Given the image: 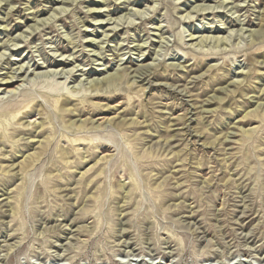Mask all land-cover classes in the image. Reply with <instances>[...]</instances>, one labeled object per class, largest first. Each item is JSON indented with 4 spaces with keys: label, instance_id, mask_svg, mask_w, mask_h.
<instances>
[{
    "label": "rangeland",
    "instance_id": "rangeland-1",
    "mask_svg": "<svg viewBox=\"0 0 264 264\" xmlns=\"http://www.w3.org/2000/svg\"><path fill=\"white\" fill-rule=\"evenodd\" d=\"M262 34L264 0H0V79L33 62L73 68L0 90V118L31 103L0 136V264H264V112L251 111L264 104ZM121 70L67 118L40 93L81 96ZM90 117L102 129L70 145L68 119Z\"/></svg>",
    "mask_w": 264,
    "mask_h": 264
},
{
    "label": "bare ground",
    "instance_id": "bare-ground-1",
    "mask_svg": "<svg viewBox=\"0 0 264 264\" xmlns=\"http://www.w3.org/2000/svg\"><path fill=\"white\" fill-rule=\"evenodd\" d=\"M207 9L208 8H201L199 10H196V12L197 13L198 12H201L202 13V11H206ZM192 10H194V9H192ZM193 13H194V11H193ZM49 18L51 20L53 17L50 15ZM49 18H46L45 20H43L41 22V24L44 25L45 24V21L46 20L48 21ZM216 30H217L216 33H221L220 30H218V29H216ZM109 31H113V29H111ZM255 34H257V33H255ZM104 36H106V35H104ZM214 39H213L214 42H216L215 44H218V43H220L221 45L223 44L224 37H219V35H218ZM263 39H264V35L263 34L260 37L256 36L255 37V40H253V42H252V45H257L259 43H262ZM193 40H196V41H199V42H204L206 40L208 41V37H205V36L202 35V36H196L194 38L193 35H190V40L189 41H193ZM211 41L212 40H210L209 44L211 43ZM225 41H226V38H225ZM225 44L226 43H224V45ZM193 45L194 44H192L191 46H193ZM198 45H200V44H198ZM224 45H223V47H224ZM195 46H197V45H195ZM212 46H213V43H212ZM134 50L135 51L136 50L137 51L139 50V52H140V50H142V45L141 46L136 45V47H135ZM212 53L213 52H211L210 54H212ZM70 61L71 60H67V59L63 60V59H60L59 62H57L58 64L55 61L54 62L53 61L52 62L51 61L50 62L45 61V66H44V63L39 64L37 62H33L30 67L29 66H27V67L25 66L26 68L24 70H23V65H19L15 69V72L12 73V71H9V72H7L5 74L4 77H2L0 79V90L6 92V94L8 95V97L9 96L10 97L16 96V94L19 92L20 86H21V85H18L17 83L23 81V80H21V78L23 79L27 74L29 76L30 75L33 76V78L36 79L35 82L37 80H41V81H39L40 83L41 82L42 83L43 82H48L49 76H52V78L54 79L57 75H66V76L71 75L73 73V68L66 69V65L67 64H70ZM150 64L143 65V66L140 65L139 66V69L136 68L135 70H133L131 72V73H133L132 75H131V73L128 74V77H129L128 80H131V86L129 87V89L132 86H134L136 84V82L140 83V82H143L144 80H148L150 78V76L153 75V71H154V69L156 67L155 66H150ZM254 64L255 65H260V66L264 67V61H261V62L255 61ZM171 66L172 67H175V68H177V67L183 68L182 66L175 65V64H172ZM48 67L54 68V70L52 71V73L47 72V73H44L43 74V72L40 71L43 68H48ZM212 68H213V66H209L207 72L208 71H211ZM30 69H32L31 72H29ZM79 71L82 72L83 70L82 69H79ZM250 72H251V68L248 71H246L245 73L243 72V70L242 71H238V74L236 75L237 78L235 80L229 82L226 87L221 88V89H218V90L219 91L223 90L225 92V91H227V87H230V86H232L233 89L239 88L240 85L246 80V77L248 76L247 74L250 73ZM124 73H125V70H121L120 72H118L116 74H108L105 77H102V78H99V79H95V80L89 81L88 84H87L88 87L83 88V90L85 92L81 96H77L78 95V91H81V89H74V90L73 89L72 90L64 89V92H62L60 94L59 93H56V92L52 93V90L49 91V92L46 91V92H40V93H41V96L42 97H44L45 99H50L53 102L52 108H53L54 113L59 114L61 117H66L67 118V116H70V115L76 114V113L79 114V112H80V111L77 110V112L75 113V111H73L71 109V107H69V105H70L71 102L78 101L80 104H85V103L89 102L92 97H98L97 95L99 94V92H104V91L107 92V91H110V90L114 89L117 85H119L124 80L123 79ZM74 75L75 74H73L70 78L72 79L74 77ZM240 78H242V80H239ZM29 80H32V77ZM33 82L34 81H32V82L30 81L29 83H33ZM182 91H179L178 93L180 94ZM262 91H264V88L262 89ZM141 92H143V90H141ZM258 100H260V99L258 98L253 103L255 106L253 105L254 108L251 111H253V112L263 111L264 112V104L259 103ZM211 102H209V103H211ZM30 104H31L30 102L17 103L14 106V109L16 110V113L14 115H11V117L9 119L0 118V136L3 135L4 137L11 138V134L7 133L8 129L11 126L17 124V122L20 120L19 119L20 116H22V114L24 112L23 110H25L27 108H30V106H31ZM1 116H2V113L0 112V117ZM104 118L105 117L97 118L96 120H92L91 117H90V118H87L86 120H83V121H78V120L77 121H72L71 118L68 119L69 122H68L67 126H65V128L67 129V133H69V134L70 133H76L78 136L77 137H69V135H67V136H65L66 141L69 142V144L72 145V146H74V147H77V146H80V145H83V144H87V145L88 144H91L92 143V140L91 139H88V137H86V136H80L79 133H81V131H83L86 128H88L90 130H94V129H97V128L98 129H102L101 124H98L97 126H95V123L98 122V121H100V120H102V119H104ZM111 121H113L112 118L111 119H108V118L106 119L107 124H113V123H111ZM39 125L40 126H43L42 123H39Z\"/></svg>",
    "mask_w": 264,
    "mask_h": 264
}]
</instances>
